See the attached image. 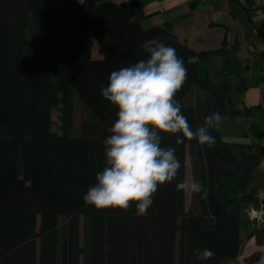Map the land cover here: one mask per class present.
<instances>
[{
	"label": "trees",
	"instance_id": "trees-1",
	"mask_svg": "<svg viewBox=\"0 0 264 264\" xmlns=\"http://www.w3.org/2000/svg\"><path fill=\"white\" fill-rule=\"evenodd\" d=\"M133 4L110 0H0V264H223L239 254L241 211L257 202L252 171L260 144H229L216 126L215 145H199L181 134L162 135V147H176L178 176L159 185L147 214L97 209L83 196L105 167V139L117 106L101 95L110 74L146 58V40L159 38L184 58L187 80L175 99L192 128L211 113L243 115L252 124L243 137L264 136V107L236 111L232 86L210 81L197 52L173 34L170 24L145 29ZM35 25L30 41L25 32ZM99 59L92 58L93 41ZM226 63V61H225ZM76 94L88 116L71 131ZM58 108L60 133L53 131ZM259 115L260 120L254 117ZM207 190H177L187 177ZM21 166V167H20ZM64 227L67 231H64ZM197 248L213 249L207 261Z\"/></svg>",
	"mask_w": 264,
	"mask_h": 264
},
{
	"label": "clouds",
	"instance_id": "clouds-1",
	"mask_svg": "<svg viewBox=\"0 0 264 264\" xmlns=\"http://www.w3.org/2000/svg\"><path fill=\"white\" fill-rule=\"evenodd\" d=\"M142 48L146 58L113 71L107 87L101 85L102 97L118 108L117 119L104 141L105 167L83 196L85 204L97 209L128 210L135 202L138 216L147 214L158 186L175 180L181 168L178 149L162 147L161 133L181 134L176 145L196 140L211 148L216 141L209 129L218 127L222 120L214 112L193 129L182 104L175 99L187 80L184 58L159 38L146 40ZM177 190L207 196L203 182L195 179L178 181ZM195 255L207 261L215 252L197 248Z\"/></svg>",
	"mask_w": 264,
	"mask_h": 264
},
{
	"label": "crops",
	"instance_id": "crops-1",
	"mask_svg": "<svg viewBox=\"0 0 264 264\" xmlns=\"http://www.w3.org/2000/svg\"><path fill=\"white\" fill-rule=\"evenodd\" d=\"M110 1L120 7L137 5L145 29L170 24L180 42L197 52L209 53L202 67L209 76V62L216 60L220 70L216 85L228 83L232 86L231 99L236 111L264 107V7L255 8L251 0ZM221 117L216 129L224 139L225 135L232 134L241 137L253 121L243 115ZM254 119L259 121V115ZM263 138L260 141L248 138V141L264 149ZM252 186L258 190L257 202L245 205L244 210H251L258 217L250 216L242 225L239 254L235 260L223 264H264V221L260 219L261 201H264V153L259 166L252 171Z\"/></svg>",
	"mask_w": 264,
	"mask_h": 264
},
{
	"label": "rangeland",
	"instance_id": "rangeland-1",
	"mask_svg": "<svg viewBox=\"0 0 264 264\" xmlns=\"http://www.w3.org/2000/svg\"><path fill=\"white\" fill-rule=\"evenodd\" d=\"M35 29H36L35 25L31 21H29L27 30L25 32V36H26L27 41L31 40ZM89 38L93 41L92 58L93 59H99L100 57H99L98 52H97V45L93 39V35L91 32H89ZM218 61H219V59H218ZM251 63H253L252 59H251ZM209 66H210V68H209V79L214 84H218L219 83L218 82L219 77H220V75H219L220 70L217 66L216 60L211 59L209 62ZM88 119H89L88 116L84 112H82L80 104H79L78 99H77V96L74 93L73 99H72V116H71V125H72L71 131H72V133L76 134L78 131V126L80 125V123L83 121H86ZM233 120H234V118H233ZM52 122H53V127H52L53 131L56 133H60L61 124L59 121V110H58V108H56L52 111ZM263 130H264V127H263ZM224 137L229 142L236 141V142H242V143H246V144H249L248 138H252V137H248V138L243 137L242 133H241V137H239L236 134H232V136H229V137L227 135H225ZM233 138H234V140H232ZM262 140L264 141V138ZM250 141H252V140H250ZM251 143H253V142H251ZM186 179L191 180L189 163H187V177H186ZM189 193L190 192H186V198H185L186 204H188V202H189ZM64 231H67L65 227H64Z\"/></svg>",
	"mask_w": 264,
	"mask_h": 264
},
{
	"label": "water",
	"instance_id": "water-1",
	"mask_svg": "<svg viewBox=\"0 0 264 264\" xmlns=\"http://www.w3.org/2000/svg\"><path fill=\"white\" fill-rule=\"evenodd\" d=\"M262 203V209H261V221H264V201H261ZM252 215V211L250 210H242L241 211V216H240V222L241 224L244 226L245 222L250 218V216ZM252 217V216H251ZM259 236V235H257Z\"/></svg>",
	"mask_w": 264,
	"mask_h": 264
},
{
	"label": "built area",
	"instance_id": "built-area-1",
	"mask_svg": "<svg viewBox=\"0 0 264 264\" xmlns=\"http://www.w3.org/2000/svg\"><path fill=\"white\" fill-rule=\"evenodd\" d=\"M251 3L255 8L264 7V0H251ZM251 216L255 218L258 217L256 213H252Z\"/></svg>",
	"mask_w": 264,
	"mask_h": 264
}]
</instances>
